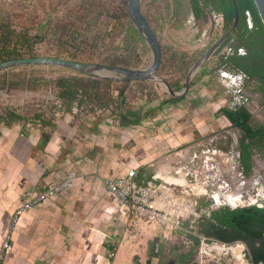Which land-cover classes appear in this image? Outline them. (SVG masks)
<instances>
[{
	"label": "crops",
	"instance_id": "0c3cea01",
	"mask_svg": "<svg viewBox=\"0 0 264 264\" xmlns=\"http://www.w3.org/2000/svg\"><path fill=\"white\" fill-rule=\"evenodd\" d=\"M189 6L192 11L190 3ZM169 22L165 20V31L173 45L188 39L185 34H178L182 21L177 16ZM207 40V45L215 41L211 36ZM174 49L178 51L180 47ZM221 66L240 78L239 85L234 87L233 80L225 83L219 70L205 63L193 76L185 98L178 102L164 104L170 98H161L155 107L149 102L146 110L132 111L126 100L123 112L113 119L60 111L54 116L44 114L46 124L40 120V124L27 123L25 119L12 126L0 124V249L23 192L59 183L70 172L77 176L70 189L21 218L13 250L7 253L4 264H136V256L144 253L146 264H157L152 236L159 231L144 225L145 234L129 240V213L107 191L105 180L126 176L135 169L139 182H150L155 172L153 163L185 148L213 162L218 175L229 185L235 205L240 200L248 202L244 205L260 201V182L247 176L244 180L239 173L242 169L238 132L231 129L239 128L220 113L225 108H245L249 98L246 87L252 82L232 63ZM122 116L126 121L140 123H122ZM103 134L106 136L102 139ZM172 190L182 193L186 189L173 185ZM189 197L205 214L203 206L212 197ZM203 197L205 200H201ZM212 199L216 205L222 204L217 197ZM191 231L190 223L185 222L183 230L174 235ZM211 242H217L214 247L221 250L215 251L214 258L202 260L199 246L198 264H255L245 244ZM236 247H240L239 256L232 250ZM111 253L114 257H110ZM192 258L190 252L177 259L172 257L170 264H194Z\"/></svg>",
	"mask_w": 264,
	"mask_h": 264
},
{
	"label": "trees",
	"instance_id": "16d2710c",
	"mask_svg": "<svg viewBox=\"0 0 264 264\" xmlns=\"http://www.w3.org/2000/svg\"><path fill=\"white\" fill-rule=\"evenodd\" d=\"M129 1L82 0L76 11L65 16H54L56 9L53 8L47 12L48 17L45 19H41L35 12L30 19L19 23L9 16L0 14V63L36 58L46 54L70 61L100 63L133 70L143 69L149 65L150 48L130 19ZM188 1L193 15L198 20H206V8L222 15L224 32L234 22L235 7L232 0ZM237 2L240 14L239 26L216 52H220L226 45L232 43L233 54L223 63H232L248 76H254L255 74L251 73L243 62L261 52V46L264 45V24L254 0H237ZM167 7H169L168 3ZM143 14L156 32L163 49L162 64L157 76L178 92L183 89L190 70L203 54L175 51L172 47L166 48L161 42L159 29L155 27V23L150 16L144 12ZM156 18L158 20V17ZM43 44L50 45V50L42 52L40 47ZM240 49L246 50L248 54H243ZM37 67L60 68L32 66L1 72L0 91L22 89L35 91L42 86L53 84L57 89L56 99L62 105L61 111L64 114L74 115L75 109L94 113L97 108L106 109L113 105L122 113L127 92L133 84L132 81L115 82L91 77L65 68L60 69L74 75H60L49 80L35 74ZM134 83L143 85L148 82ZM192 83L193 81L190 83V88ZM184 98L172 97L164 101V104L178 102ZM52 111L49 110V114L54 116ZM220 113L245 134L240 142V163L244 175L249 177L254 170L253 157L257 147L247 140L258 135L259 132H264V128L254 130L250 125L252 115L244 107L236 111L225 108ZM43 117L44 115H39L38 119L46 124ZM24 119L9 107L0 109V124L12 126L13 123ZM121 119L122 123L124 121L127 124L140 123V121L131 122L129 119L126 121L123 116ZM203 208L205 214L197 224L198 235H191L195 241V250L191 251V257L196 255L202 236L209 242L217 240L228 244L243 243L247 246L255 264L264 263V201L232 208L230 205H216L214 200L209 198Z\"/></svg>",
	"mask_w": 264,
	"mask_h": 264
},
{
	"label": "built area",
	"instance_id": "2783aa9c",
	"mask_svg": "<svg viewBox=\"0 0 264 264\" xmlns=\"http://www.w3.org/2000/svg\"><path fill=\"white\" fill-rule=\"evenodd\" d=\"M212 14L215 16V23L211 34L216 40L224 33V19L222 15L213 11ZM208 43L207 39L197 43L196 50L200 44L205 46ZM232 54L233 45L229 43L220 52H215L206 63H209L211 68L219 70V75L225 83L233 80L235 84L240 78L236 76V79L234 75L221 69L223 62ZM59 108H62L61 104ZM255 163L260 166L256 171L257 178L254 179L264 180V161L258 152H255L253 157L254 169ZM151 166L155 172L151 177L152 181L147 183L139 182V174L135 169L129 170L126 176L105 180L107 191L114 195L118 204L129 213L130 223L127 228L129 240H136L138 236H143L145 234L144 225H152L158 231L164 230L166 237L182 231L185 222L190 223L191 229L196 228L204 213L199 210L197 203L189 195H209L220 199L221 205H233L231 200L234 197L229 185L218 175L213 162L203 160L191 148L169 153ZM239 173L245 180L243 171ZM76 178V174L70 172L59 183L48 184L40 190H27L22 193L21 204L12 214L4 235L0 249V264H4L7 253L13 250L14 234L21 218L27 212L70 189ZM173 185L186 190L177 193L172 190ZM200 238V259L214 258L215 244H211L205 237ZM110 257H114V253H111Z\"/></svg>",
	"mask_w": 264,
	"mask_h": 264
},
{
	"label": "rangeland",
	"instance_id": "374dc122",
	"mask_svg": "<svg viewBox=\"0 0 264 264\" xmlns=\"http://www.w3.org/2000/svg\"><path fill=\"white\" fill-rule=\"evenodd\" d=\"M177 1L178 2H176L175 0H152L151 2V0H143L142 10L145 14L150 16L152 21L155 23V27L159 29V36L161 38L163 46H165L166 48L172 47L173 49L175 46H178L180 47L178 51H190L191 53L197 52L200 54H204L210 48V46H212L213 43L218 40L224 33H222L221 36H219L215 41L211 42V44L207 45L205 48L200 44L199 48L196 50L197 43L208 39V37L211 35V29H213L215 23V16L211 13L209 19L207 18L206 20H198L190 10L188 0ZM81 3L82 0H0V14L9 16L11 17V19L13 18L17 23H19L25 19H30V16L35 12L38 13L41 19H45L48 17L47 12H50V10L53 8L56 9V11L54 12V16L57 15L59 17H62L67 15L68 13L76 11L77 8L80 7ZM167 3L169 4V7H167ZM177 9H180V13L177 12ZM158 16H160V21H158L156 18ZM175 16L179 18V21H182L178 34H185L188 39L183 42L176 41L173 45L170 41L171 36L169 35V32L165 31L167 27L165 24V20L170 21V24ZM211 25L213 26L211 27ZM162 27L163 29H161ZM50 48V45L43 44L41 45L40 50L45 53L50 50ZM150 56L152 59L151 50ZM145 59H147V57ZM35 70L36 75L43 76L49 80L57 78L60 75H74L73 73H70L68 71H63L60 68L49 69L44 67H37ZM234 78H236V76H234ZM239 83V80H237L236 83L233 84V86L235 85L234 87H236L237 85H239ZM181 91L182 89L178 92ZM56 95L57 89L53 84L42 86L35 91H30L27 89L11 91L1 90L0 109L1 107H9L12 110L16 111L18 114L22 115L27 123L40 124L39 119H36L37 116L49 113V110H53L52 112H54V114H60L61 112H63L61 111L62 108H59L60 102L56 99ZM161 98H172V95L168 92V88L164 84H160L157 82H148L143 85H138L133 82L127 92V103L130 107V110H134V108H144V110H146L149 102L150 106L155 107L159 104V102H161ZM74 112L77 115L79 114L85 117L89 115L88 118L96 115L100 119H113L115 118L114 116L119 113L114 105L106 109L97 108L96 112L94 113L90 111L82 112L78 111L77 109H75ZM89 123L92 122H90L89 120ZM116 127L118 126L116 125ZM231 129L238 132V134L236 135V139L237 143L239 144V141L242 138L240 129ZM100 136L103 139V136L105 137L106 135L103 134ZM231 142L233 143V139L231 140ZM259 166L255 163L256 171L259 170ZM252 175L247 178L251 180V178H253ZM258 199L264 201V192ZM201 200H205V198L203 197ZM232 201L234 202V199H232ZM253 201L255 200H250V203H253ZM235 203L236 202H234L233 205H235ZM246 203L248 202L240 200L236 205H244ZM191 235H198V226L192 229V231L189 233H181L178 237H175V235L170 236L172 237V239L166 237V232L164 230H159L156 236H152V242L154 244L153 250L155 251L157 264H170L172 257H174V259H177L178 257H181V255L189 254L191 251H193L195 241L191 238ZM210 243L216 244L217 242ZM146 259L147 256L144 253L143 256L137 255L134 259V262L138 264L141 263V260H143L142 263L146 264ZM192 259L194 261V264H198V253H196V255H194Z\"/></svg>",
	"mask_w": 264,
	"mask_h": 264
},
{
	"label": "water",
	"instance_id": "95a60500",
	"mask_svg": "<svg viewBox=\"0 0 264 264\" xmlns=\"http://www.w3.org/2000/svg\"><path fill=\"white\" fill-rule=\"evenodd\" d=\"M143 0L129 1V16L135 28L146 41L151 50L152 59L150 64L140 70H133L121 66L105 65L100 63H84L78 61H70L55 56L42 55L36 58L9 60L0 63V73L9 71L19 67L32 66H55L72 70L87 76L109 79L115 82H157L164 84L168 88V92L173 98L184 97L190 89V83L193 76L196 74L208 59L220 48V46L229 39L237 30L240 23V14L237 0H232L235 7V19L230 28L216 40L212 46L202 55L199 61L190 70L181 92H175L171 86L163 79L157 76V73L162 64L163 49L156 32L153 30L148 19L142 12L141 5ZM260 18L264 24V0H254ZM247 205H232V208L244 207Z\"/></svg>",
	"mask_w": 264,
	"mask_h": 264
},
{
	"label": "flooded vegetation",
	"instance_id": "af4514ba",
	"mask_svg": "<svg viewBox=\"0 0 264 264\" xmlns=\"http://www.w3.org/2000/svg\"><path fill=\"white\" fill-rule=\"evenodd\" d=\"M205 12L207 14L206 19H209L212 11L206 8ZM212 26L213 25H211V27ZM240 51H242L243 54H248V52L244 49H240ZM243 63L250 70L251 73L255 74L254 76H249L252 83L246 87L247 95H249V98L245 102V108L252 115L250 125L256 131L260 128H264V45L261 46L260 53L249 57ZM239 81L241 82V80ZM242 139L243 137L241 138V140ZM241 140L239 141V146ZM247 142H253L256 145L257 149H255L254 152H258V154L264 161V132H259L258 135L250 137ZM252 174L251 175L253 176V178H257V172L255 169L253 170ZM259 182V188L262 190V192H264V180L260 179Z\"/></svg>",
	"mask_w": 264,
	"mask_h": 264
},
{
	"label": "bare ground",
	"instance_id": "6f19581e",
	"mask_svg": "<svg viewBox=\"0 0 264 264\" xmlns=\"http://www.w3.org/2000/svg\"><path fill=\"white\" fill-rule=\"evenodd\" d=\"M231 201H232V200H231ZM238 248H240V247H236V249H232L233 252H234V254H235L236 256H239V254H238ZM213 250L217 251V250H221V248L215 246ZM238 258H239V257H238Z\"/></svg>",
	"mask_w": 264,
	"mask_h": 264
}]
</instances>
